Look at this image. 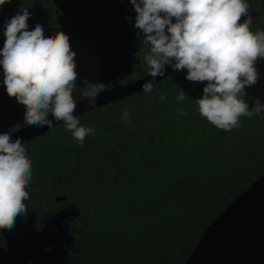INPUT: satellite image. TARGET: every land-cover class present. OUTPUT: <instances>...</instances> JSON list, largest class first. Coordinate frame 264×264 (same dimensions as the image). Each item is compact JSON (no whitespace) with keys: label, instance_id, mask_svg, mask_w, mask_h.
Here are the masks:
<instances>
[{"label":"trees","instance_id":"obj_1","mask_svg":"<svg viewBox=\"0 0 264 264\" xmlns=\"http://www.w3.org/2000/svg\"><path fill=\"white\" fill-rule=\"evenodd\" d=\"M31 1L0 6V35ZM186 72L85 110L78 119L95 131L83 145L62 122L26 148L43 200L64 195L78 210L66 264H184L206 225L264 174V113L241 117L231 131L216 128L195 103L204 84Z\"/></svg>","mask_w":264,"mask_h":264},{"label":"clouds","instance_id":"obj_2","mask_svg":"<svg viewBox=\"0 0 264 264\" xmlns=\"http://www.w3.org/2000/svg\"><path fill=\"white\" fill-rule=\"evenodd\" d=\"M10 0H0V6ZM135 11L134 27L144 37L146 75L154 80L165 66L187 70L186 79L204 84L195 99L199 114L216 128L231 131L241 117L259 116L264 104L251 108L244 99L245 88L258 79L255 67L264 59V30H251L253 18L247 0H129ZM31 13L23 5L4 22V41L0 48L3 85L9 97L25 108L24 124L53 127L49 114L62 121L74 140L83 145L94 129L81 125L74 111L77 99L96 104L105 83L83 78V91L74 98L79 73L76 52L63 31L44 35L37 23L28 30ZM154 84L145 81L142 90L152 92ZM177 101L185 99L181 90ZM163 101L164 97L161 96ZM185 115V112H181ZM128 123V113L121 117ZM20 125H16L18 129ZM32 179V162L24 142L0 133V232L12 231L17 217L28 212L26 190Z\"/></svg>","mask_w":264,"mask_h":264},{"label":"water","instance_id":"obj_3","mask_svg":"<svg viewBox=\"0 0 264 264\" xmlns=\"http://www.w3.org/2000/svg\"><path fill=\"white\" fill-rule=\"evenodd\" d=\"M64 15L60 20L62 30L76 52L77 84L83 85V78L89 81L110 83L109 90L99 94L96 104L90 106L86 100H77L74 115L87 109L107 104L141 90L145 81L152 83L174 71L165 66L164 74L154 80L144 74L141 77L118 83L117 79L132 67L133 35L124 18L125 10L119 0H53ZM253 96L264 94V87H246ZM48 119L55 125L60 121ZM47 126L31 127L26 133L12 134V139H27ZM74 208L59 215L45 217L41 231L29 229L13 237L11 264H62L64 241L70 238L60 222L76 215ZM19 224V217H17ZM54 239L56 245L47 252L42 250L44 240ZM26 240L28 243L26 244ZM10 262L8 261L7 264ZM184 264H264V174L253 180L236 197L230 200L222 211L203 229Z\"/></svg>","mask_w":264,"mask_h":264},{"label":"flooded vegetation","instance_id":"obj_4","mask_svg":"<svg viewBox=\"0 0 264 264\" xmlns=\"http://www.w3.org/2000/svg\"><path fill=\"white\" fill-rule=\"evenodd\" d=\"M123 8L125 10L124 18L127 21V26L133 32V35L130 40V46L133 48V52L131 54L132 58V67L131 70L127 73H123L120 78L117 79L118 83H124L128 81L135 80L141 77L144 74H147L149 71L148 65L144 60V55L146 54L145 50L147 48L146 45H143L142 41L144 37L140 34L139 30L134 27L135 21V11L129 0H119ZM52 5H48L47 0H32L30 4L31 6H24L31 13L30 18L28 19V30L34 29L35 25L39 23L42 25L44 29V35L47 37L48 35H54L56 31L62 30L61 19L64 15L62 9L55 6L53 0H51ZM249 4V13L253 18V23L251 25V30L256 31L257 29L264 30V0H247ZM19 10V9H18ZM4 36L3 33L0 35V48L3 47ZM145 49V50H142ZM258 71V79L257 82L251 86L255 88L264 87V59L257 61L255 65ZM105 86L109 88L111 86L110 83H105ZM85 91V87L79 84L75 85L73 96L74 98H78L80 94ZM246 92V91H245ZM79 99V98H78ZM77 99V100H78ZM246 102L249 105V108L253 106L254 103L260 102L264 104V94L253 96L251 93L246 92V96L244 97ZM24 112L25 108L22 104L17 103L14 97H9L5 86L3 85V71L0 68V133L9 132L10 135L17 133H26L28 128L36 127L35 125H26L24 124ZM83 113V112H82ZM81 114V113H80ZM79 114V115H80ZM51 114H49L50 116ZM78 116V115H77ZM264 117V115L262 116ZM62 123V121L53 125L51 128H46L44 131L37 133L36 135L22 139L24 142L25 148L28 146H35L34 142L38 140L39 137L43 136L48 130L56 127L58 124ZM20 125L17 129L16 125ZM38 189V192L35 196H33V189ZM45 186L33 184L32 179L28 188L26 189L29 193V199L25 201V204L28 206V212L23 217H19V224H17L12 231H2L0 232V264H7L9 261L11 264L12 255V244L13 237L17 233V230L21 233L27 232L29 229H35L36 231H41L45 217L47 216H56L59 215L62 211L74 208L77 212L76 215H69L66 219H64L60 224L63 229L66 230L67 235L70 236L71 239L68 241H64V251L62 253L63 263L66 264V261L69 258V253L73 245L74 236L71 232V222L77 217L78 210L72 205L66 204L64 201V195H53L51 199L50 206L48 205V200H43V198H47V194L45 193ZM44 196V197H43ZM37 197L38 200L35 203H38L36 206H33L32 198ZM42 202V204H41ZM45 206L43 208V206ZM28 241L26 240V244ZM56 245L54 239L44 240L42 244V250L44 252L49 251ZM25 264H33L31 261Z\"/></svg>","mask_w":264,"mask_h":264}]
</instances>
